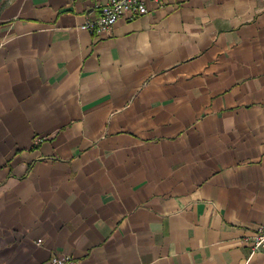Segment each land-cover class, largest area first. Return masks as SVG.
Segmentation results:
<instances>
[{"label":"crops","instance_id":"0c3cea01","mask_svg":"<svg viewBox=\"0 0 264 264\" xmlns=\"http://www.w3.org/2000/svg\"><path fill=\"white\" fill-rule=\"evenodd\" d=\"M106 1L0 0V264H264V0Z\"/></svg>","mask_w":264,"mask_h":264},{"label":"built area","instance_id":"2783aa9c","mask_svg":"<svg viewBox=\"0 0 264 264\" xmlns=\"http://www.w3.org/2000/svg\"><path fill=\"white\" fill-rule=\"evenodd\" d=\"M91 1V0H89ZM166 0H107L105 3L96 2L98 16L96 19H88L80 26L83 30L93 33H110L115 25L122 19L132 20L149 13L154 7L163 6ZM42 139H37V142ZM252 240V249L264 247V226H261L252 236L246 238ZM42 240H38L40 243ZM50 264H81V261L69 254L53 255Z\"/></svg>","mask_w":264,"mask_h":264}]
</instances>
